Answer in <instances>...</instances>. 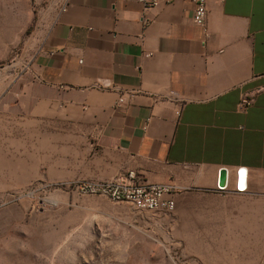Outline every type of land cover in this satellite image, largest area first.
Instances as JSON below:
<instances>
[{
    "label": "crops",
    "instance_id": "crops-1",
    "mask_svg": "<svg viewBox=\"0 0 264 264\" xmlns=\"http://www.w3.org/2000/svg\"><path fill=\"white\" fill-rule=\"evenodd\" d=\"M23 5L45 30L29 83L12 86L15 109L29 103L25 134L36 137L46 124L63 139L95 142L96 180L135 171L173 185L174 212L189 193L213 260L264 264V0H207L206 32L191 0H162L153 10L134 1L5 0L3 10L21 13ZM258 90L241 110L243 94ZM7 92L0 80V189L20 187L15 174L24 165L23 126L6 117Z\"/></svg>",
    "mask_w": 264,
    "mask_h": 264
},
{
    "label": "rangeland",
    "instance_id": "rangeland-1",
    "mask_svg": "<svg viewBox=\"0 0 264 264\" xmlns=\"http://www.w3.org/2000/svg\"><path fill=\"white\" fill-rule=\"evenodd\" d=\"M4 4L0 80L12 103L6 117L21 118L24 165L15 174L20 187L0 189V264H220L205 252V221L191 215L189 193L179 197L181 211L138 212L99 191L95 142L63 139L46 124L37 125L36 137L25 134L29 103L15 109L20 97L12 86L29 83L36 36L45 30L31 23L28 6L14 13Z\"/></svg>",
    "mask_w": 264,
    "mask_h": 264
},
{
    "label": "built area",
    "instance_id": "built-area-1",
    "mask_svg": "<svg viewBox=\"0 0 264 264\" xmlns=\"http://www.w3.org/2000/svg\"><path fill=\"white\" fill-rule=\"evenodd\" d=\"M131 1L143 5L145 10H153L159 7L162 0H115L116 3ZM191 2L195 5L194 22L206 32L207 0H191ZM259 92L261 90L243 94L239 104L241 110L245 112L249 110L255 102L256 93ZM124 101V97H121L117 106L121 107ZM98 188L102 193H108L113 201L126 202L138 212L173 213L176 207L174 195L177 190L175 186L148 183L135 171H130L117 179L99 183Z\"/></svg>",
    "mask_w": 264,
    "mask_h": 264
},
{
    "label": "water",
    "instance_id": "water-1",
    "mask_svg": "<svg viewBox=\"0 0 264 264\" xmlns=\"http://www.w3.org/2000/svg\"><path fill=\"white\" fill-rule=\"evenodd\" d=\"M247 170L245 168H241L239 170V182L238 189L242 192L247 188ZM228 187V170L225 168L220 169L219 171V180H218V189L220 191L226 190Z\"/></svg>",
    "mask_w": 264,
    "mask_h": 264
}]
</instances>
